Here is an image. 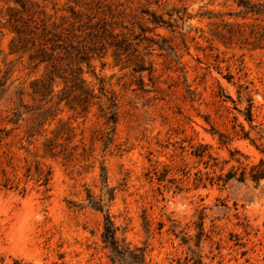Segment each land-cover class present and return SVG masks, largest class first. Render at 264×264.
<instances>
[{"label": "rangeland", "instance_id": "rangeland-1", "mask_svg": "<svg viewBox=\"0 0 264 264\" xmlns=\"http://www.w3.org/2000/svg\"><path fill=\"white\" fill-rule=\"evenodd\" d=\"M98 3L119 13L136 34L168 40L179 62L157 51L144 55L152 73H141L142 89L110 52L81 65L89 89L96 93L101 81L117 100L118 122L106 152L95 107L76 117L60 105L37 131H30L29 115L9 122L18 97L26 108L43 103L32 83L44 75L26 53H10V12L53 27L69 19L71 9L84 12ZM141 11L166 24H149ZM241 11L234 0H0V264H111L101 238L103 215L85 206L88 195L101 196V166L113 192L107 208L116 236L143 248L145 264L183 263L187 248L170 227L175 224L193 245L201 217L204 262L264 264V182L210 185L205 175L212 170L192 153L206 146L223 173L237 166L228 150L249 165L260 157L232 128L236 119L249 130L237 111L246 108L242 96L248 94L252 125L264 129V43L249 35L264 22ZM240 26L243 37L233 35ZM61 87L57 82L54 92ZM63 127L72 129L67 150L51 156L45 141L54 139L60 151ZM215 132L232 141L220 146Z\"/></svg>", "mask_w": 264, "mask_h": 264}, {"label": "trees", "instance_id": "trees-1", "mask_svg": "<svg viewBox=\"0 0 264 264\" xmlns=\"http://www.w3.org/2000/svg\"><path fill=\"white\" fill-rule=\"evenodd\" d=\"M238 7L242 8V17L249 15L264 22V5L252 4L247 0H234ZM24 12L26 11L23 6ZM148 16L145 11H141ZM120 14L111 7L96 4L82 12L71 9L69 19L64 20L57 26H47L43 21H39L34 16L26 17L18 11H11L8 18L10 29L14 36L9 44L10 53H26L28 58L35 62V66L44 67V75L32 83L33 93L39 96L43 102L37 107L26 108L22 104L21 98H17L15 107L12 110V117L9 122L17 124L23 120L24 115H29L31 123L30 131L39 130L47 121H52L59 110L60 105H64L74 112L76 117H85L92 107L97 109V117L102 120L105 131L99 137L102 144V152H106L112 142L113 134L118 122V106L116 98L104 89L99 82L96 93L89 89L81 78V65L88 63L93 58H103L108 52L111 53L115 62L121 68H129L133 76L132 82L138 89L143 88L141 73L147 71L149 77L152 73L151 64H146L144 55L157 51L160 56L171 58L177 65L178 57L168 40L160 37L158 40L150 39L143 30L136 34L127 28L120 20ZM147 22L151 25L162 27L166 23L153 15L148 16ZM169 27V26H168ZM243 37L245 30L240 27L233 33ZM253 42L260 45L264 43V27L253 26L249 30ZM145 51L142 54L140 48ZM60 82L62 87L54 92V85ZM4 82H0V100L3 97ZM247 103L244 110H237L249 126L245 130L243 126L236 122L232 126L238 138L246 140L260 154L256 163L245 164L241 158H235L238 151H229L230 159L237 166L231 167L228 171L222 172L223 168L217 158L212 157L207 152V147L200 145L194 150L193 155L203 160L205 168L212 170L211 176L205 175V180L210 185H217L221 188L231 186L233 182L239 184L251 183L258 187L264 182V129L261 126L252 125V99L246 94L242 96ZM236 128L238 131H236ZM72 129L62 128L63 143L58 145L61 150L55 152L57 145L54 139L45 141V151L51 156L65 153L68 141L71 139ZM218 136L220 146L227 147L232 141L231 137L220 132H215ZM254 133V136H251ZM246 159V157L244 156ZM226 163V162H225ZM219 169L216 173L215 169ZM209 175V174H208ZM203 177L199 175L198 182H202ZM101 196L96 199L87 196L86 207L94 209L103 215V232L101 235L105 248L109 251L111 264H145V254L143 248H131L123 240L116 236V228L108 212V203L113 198L112 189L107 184L105 168L101 166ZM202 217L197 224L198 232L194 244L191 245V238L182 231H177V226L172 224L170 229L175 237H180L181 244L187 248V254L181 264H207L203 260L201 253V242L203 237Z\"/></svg>", "mask_w": 264, "mask_h": 264}]
</instances>
